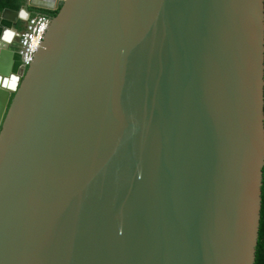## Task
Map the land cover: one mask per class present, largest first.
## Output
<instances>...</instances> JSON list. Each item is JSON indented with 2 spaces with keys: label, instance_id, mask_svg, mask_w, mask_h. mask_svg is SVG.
<instances>
[{
  "label": "water",
  "instance_id": "obj_1",
  "mask_svg": "<svg viewBox=\"0 0 264 264\" xmlns=\"http://www.w3.org/2000/svg\"><path fill=\"white\" fill-rule=\"evenodd\" d=\"M0 77V264H256L264 0H27Z\"/></svg>",
  "mask_w": 264,
  "mask_h": 264
},
{
  "label": "built area",
  "instance_id": "obj_2",
  "mask_svg": "<svg viewBox=\"0 0 264 264\" xmlns=\"http://www.w3.org/2000/svg\"><path fill=\"white\" fill-rule=\"evenodd\" d=\"M66 0H58L59 4ZM52 20L51 16L46 14H36L24 23L22 30L19 32V46L22 54L23 66L20 73L23 75L30 66L38 44L45 32L48 24Z\"/></svg>",
  "mask_w": 264,
  "mask_h": 264
},
{
  "label": "trees",
  "instance_id": "obj_3",
  "mask_svg": "<svg viewBox=\"0 0 264 264\" xmlns=\"http://www.w3.org/2000/svg\"><path fill=\"white\" fill-rule=\"evenodd\" d=\"M26 2L27 0H0V13L4 11L5 9L19 11L26 4ZM46 12L47 11H45V14ZM34 13H36V11ZM56 14L57 13L52 14V15L55 16ZM262 190H263V196H262L263 203H262V213H261L262 217H261V226H260V234H259V243L257 247L256 264H264V169H263V189Z\"/></svg>",
  "mask_w": 264,
  "mask_h": 264
},
{
  "label": "bare ground",
  "instance_id": "obj_4",
  "mask_svg": "<svg viewBox=\"0 0 264 264\" xmlns=\"http://www.w3.org/2000/svg\"><path fill=\"white\" fill-rule=\"evenodd\" d=\"M16 82H18V78H13V79H9L8 81L7 80L4 81V79L0 77V86L4 85V87L7 89H11V87L15 85Z\"/></svg>",
  "mask_w": 264,
  "mask_h": 264
},
{
  "label": "flooded vegetation",
  "instance_id": "obj_5",
  "mask_svg": "<svg viewBox=\"0 0 264 264\" xmlns=\"http://www.w3.org/2000/svg\"><path fill=\"white\" fill-rule=\"evenodd\" d=\"M21 30H22V29H21ZM21 30H20V31H21ZM20 31H19V32H20ZM16 46H17L18 49H20L19 41L16 43Z\"/></svg>",
  "mask_w": 264,
  "mask_h": 264
}]
</instances>
